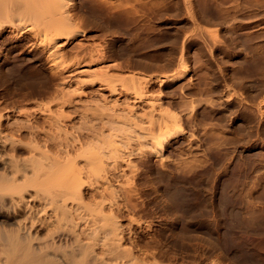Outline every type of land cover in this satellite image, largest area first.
I'll return each instance as SVG.
<instances>
[{"label": "rangeland", "instance_id": "374dc122", "mask_svg": "<svg viewBox=\"0 0 264 264\" xmlns=\"http://www.w3.org/2000/svg\"><path fill=\"white\" fill-rule=\"evenodd\" d=\"M95 1H70L59 68L33 32L0 30V113L26 136V114L47 127L45 112L69 115L88 148L97 132L116 136L110 189L94 192L88 177L83 195L118 225L122 264H264V0ZM98 47L104 60L74 73ZM184 61L186 75L167 79ZM109 117L117 124L102 128Z\"/></svg>", "mask_w": 264, "mask_h": 264}, {"label": "bare ground", "instance_id": "6f19581e", "mask_svg": "<svg viewBox=\"0 0 264 264\" xmlns=\"http://www.w3.org/2000/svg\"><path fill=\"white\" fill-rule=\"evenodd\" d=\"M70 1L0 0V30L10 25L20 32L26 30L33 32L37 45L46 49L52 65L59 68L63 66L59 59L64 43H60L61 37L58 35L61 34L58 31L73 29L75 26L71 21L73 7L71 8ZM103 3L107 5L105 7L113 10V5L110 6L105 0ZM189 7L187 6L188 11L191 12ZM100 49L98 47L96 51L93 50L96 53L92 55H96V59L94 58L89 65L87 63L82 65L81 60H78L76 62L78 67L74 73L77 75L87 73L92 71L95 64L102 62L105 55ZM183 63L182 71L167 79L183 78L188 72L185 61ZM68 74L65 80L67 82L75 76L73 73ZM131 79L135 80V77ZM22 81L33 88L31 94L39 93L38 89H35L36 80L26 77ZM104 82L111 96L117 94L116 87L109 80ZM107 108L110 110L108 105ZM111 108L113 109V106ZM45 113L49 115H46L47 121L44 122L47 127L41 126L43 122L40 125V122L35 124L33 121L36 126L32 125L31 114H26L27 120L24 121L30 123L26 126L30 130L29 136L22 133L25 128H21L22 124L18 126L21 130L18 127L15 129L16 125L12 124L15 119L13 122L10 115L0 113V264H122L124 252L118 225L113 218L109 220V217L103 215L97 204L92 203L95 205L92 206L86 202L83 195L84 186L89 182L88 177L95 179L88 183L92 184V187L97 183L98 188H95L94 192L102 193L108 190L107 185L110 181H107L102 172L109 166L110 168L118 166L120 148L114 143L116 136L114 138L113 134L109 133L104 137L94 130V134L97 132L95 135L100 136L95 138L96 142L95 139L91 140L95 142V145H92L89 139L94 134L90 135L88 140L91 144L89 143L88 148V141H84L87 143L84 146L81 137L77 138L80 133L74 138L75 134L70 136L73 133H69L70 129L68 130L64 123L66 119H70L69 115H65L64 112ZM109 118L103 119L102 128L105 126L104 123L114 124ZM179 132H170L166 138L174 137ZM146 135L138 133L134 137L136 141L138 139L145 142L153 136L151 133L149 136ZM128 140L125 138L122 143L126 141L128 144ZM163 140L158 142L159 146L154 149L153 154L162 153ZM126 143L123 145H127ZM111 156L115 157L113 162L104 164L103 159ZM223 241L218 245L223 247Z\"/></svg>", "mask_w": 264, "mask_h": 264}]
</instances>
